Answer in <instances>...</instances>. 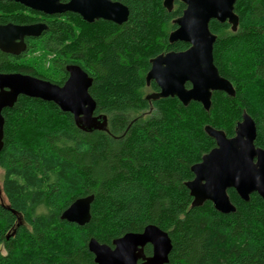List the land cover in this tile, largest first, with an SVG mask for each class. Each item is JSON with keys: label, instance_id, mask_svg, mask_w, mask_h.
I'll use <instances>...</instances> for the list:
<instances>
[{"label": "trees", "instance_id": "16d2710c", "mask_svg": "<svg viewBox=\"0 0 264 264\" xmlns=\"http://www.w3.org/2000/svg\"><path fill=\"white\" fill-rule=\"evenodd\" d=\"M113 1L128 8L121 24L86 22L76 13L45 16L47 28L29 40L28 53L0 51V71L59 85L65 66L79 65L92 78L93 114L104 120L84 130L55 103L25 95L2 110L7 201L0 202V264H96L87 248L91 237L111 245L148 224L171 240L166 264H264V200L254 192L243 201L231 188L235 211L221 213L210 201L192 207L184 184L193 178L191 165L215 146L206 124L231 137L245 111L256 126L254 144L264 149V0L235 1V31L226 21H209L214 65L235 94L212 92L208 111L195 101L184 106L176 97H146L159 90L145 81L150 59L188 47L168 41L185 5L175 0L168 10L163 0ZM38 15L0 1V23L34 22ZM89 194L87 223L60 219Z\"/></svg>", "mask_w": 264, "mask_h": 264}, {"label": "water", "instance_id": "95a60500", "mask_svg": "<svg viewBox=\"0 0 264 264\" xmlns=\"http://www.w3.org/2000/svg\"><path fill=\"white\" fill-rule=\"evenodd\" d=\"M8 1L49 15L67 11L78 13L86 22L101 18L121 24L129 14L127 6L112 0ZM174 1L164 0L163 6L170 10ZM179 1L185 7L182 14L173 20L176 27L169 32L168 41H182L188 47L150 59L145 81L147 85L154 81L159 90L146 97L149 100L176 97L184 106L195 101L208 111L212 92L235 94L230 81L222 77L214 65L212 48L216 35L210 31L209 21H226L235 31L238 17L233 6L236 0ZM46 27L45 23L0 25V50L17 54L25 48L24 36H37ZM16 39L19 42H15ZM65 70L68 75L60 85L20 73H0V150L3 147L2 110L12 107L19 95L55 103L61 111L70 113L75 125L81 129L102 127L104 120L100 122V117L93 114L95 101L88 91L92 78L77 64H68ZM204 131L214 139L215 146L190 167L193 178L184 184L192 197L191 206L200 207L210 201L218 212H234L235 206L227 193L231 188L243 201H248L254 192L264 200V149L254 144L256 126L250 115L242 112L231 137L208 124ZM92 201V194L76 198L62 211L60 219L84 225L90 220ZM146 244L152 248L151 255L147 257L143 252ZM171 247L167 232L153 224L146 225L140 232L124 233L113 239L111 246L92 237L87 242L96 264H166ZM138 259L143 262L137 263Z\"/></svg>", "mask_w": 264, "mask_h": 264}, {"label": "flooded vegetation", "instance_id": "af4514ba", "mask_svg": "<svg viewBox=\"0 0 264 264\" xmlns=\"http://www.w3.org/2000/svg\"><path fill=\"white\" fill-rule=\"evenodd\" d=\"M1 1V0H0ZM5 1H7V0H5ZM61 2H67L68 0H60ZM113 1V0H112ZM14 2V1H13ZM16 3H18V2H16ZM20 4V3H19ZM22 5V4H21ZM24 6V5H23ZM24 7H26V6H24ZM26 8H28V9H30V10H32L31 8H29V7H26ZM32 11H35V12H38V13H40V15H38V16H36V18L38 19V20H36V21H34V22H29V23H13V22H4V23H0V25H4V24H8V23H10V24H14V25H29V24H34V23H45L46 24V26H47V23H46V21H44V18H45V16H57V15H64V14H66V13H74V12H64V13H56V14H51V15H49V14H45V13H43V12H40V11H36V10H32ZM24 12H26V13H28V10H24ZM76 14H78V13H76ZM79 15V14H78ZM80 16V15H79ZM82 18V17H81ZM99 19H101V18H99ZM95 20H98V19H95ZM94 20V21H95ZM93 22V21H92ZM47 28V27H46ZM46 30V29H45ZM45 30H43V31H41V33L39 34V35H37V36H32V35H26V36H24L23 37V42H24V44H25V48L23 49V50H21L19 53H17V54H12V53H7V52H4V51H2V52H4V53H6V54H8V55H10V56H13V57H20L21 58V56L23 55V54H26V53H28V44H29V40L31 39V38H33V39H35V38H37V37H40L41 35H42V33L45 31ZM15 42H19V40L18 39H16L15 40ZM1 51V50H0ZM66 71V70H65ZM0 73H20V74H24V75H29V76H33V77H36V78H40V77H37V76H34V75H31L30 73H23V72H17V71H13V72H2V71H0ZM68 75V74H67ZM40 79H43V78H40ZM46 80V79H45ZM111 244H112V242H111ZM147 245H149L150 246V251L148 250V252L147 251H145V247L147 246ZM111 246V245H110ZM151 250H152V248H151V245L150 244H146L145 246H144V249H143V252H144V255L147 257V256H150L151 255ZM92 254V253H91ZM93 255V254H92ZM94 257V256H93ZM141 262H143V260L142 259H138L137 260V263H141Z\"/></svg>", "mask_w": 264, "mask_h": 264}, {"label": "rangeland", "instance_id": "374dc122", "mask_svg": "<svg viewBox=\"0 0 264 264\" xmlns=\"http://www.w3.org/2000/svg\"><path fill=\"white\" fill-rule=\"evenodd\" d=\"M2 175H3V172L0 169V202L5 204L7 200H6V197H5V195H4L3 191H2V186H1Z\"/></svg>", "mask_w": 264, "mask_h": 264}, {"label": "bare ground", "instance_id": "6f19581e", "mask_svg": "<svg viewBox=\"0 0 264 264\" xmlns=\"http://www.w3.org/2000/svg\"><path fill=\"white\" fill-rule=\"evenodd\" d=\"M164 1V0H163ZM161 54V53H160ZM159 55V54H158ZM157 56V55H156Z\"/></svg>", "mask_w": 264, "mask_h": 264}]
</instances>
